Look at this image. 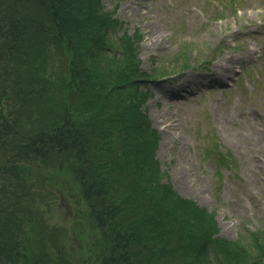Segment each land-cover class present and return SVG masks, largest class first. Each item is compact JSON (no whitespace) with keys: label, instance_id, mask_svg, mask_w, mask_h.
Wrapping results in <instances>:
<instances>
[{"label":"trees","instance_id":"trees-1","mask_svg":"<svg viewBox=\"0 0 264 264\" xmlns=\"http://www.w3.org/2000/svg\"><path fill=\"white\" fill-rule=\"evenodd\" d=\"M120 28L101 0H0V264H262L264 223L218 238L163 181L141 105L164 69Z\"/></svg>","mask_w":264,"mask_h":264},{"label":"rangeland","instance_id":"rangeland-1","mask_svg":"<svg viewBox=\"0 0 264 264\" xmlns=\"http://www.w3.org/2000/svg\"><path fill=\"white\" fill-rule=\"evenodd\" d=\"M203 3L101 0L127 33L140 35L144 70L152 67L151 58L175 60L181 53L176 39L191 40L188 58L199 50L205 51L203 60L216 55L206 65L191 61L182 79L149 82L141 109L159 132L156 157L165 179L180 196L214 212L219 236L233 240L243 226L252 230L264 220V0H242L237 15L229 11L219 18L204 11ZM219 67L230 70L227 78L214 74ZM207 88L213 90L203 92ZM214 145L236 165L222 169L219 182L214 160L203 158ZM59 197L65 209L72 205L69 193ZM72 216L68 210L66 218Z\"/></svg>","mask_w":264,"mask_h":264},{"label":"bare ground","instance_id":"bare-ground-1","mask_svg":"<svg viewBox=\"0 0 264 264\" xmlns=\"http://www.w3.org/2000/svg\"><path fill=\"white\" fill-rule=\"evenodd\" d=\"M227 72H228V69L225 68L223 71V74L225 75ZM202 80H206V79L202 78Z\"/></svg>","mask_w":264,"mask_h":264}]
</instances>
